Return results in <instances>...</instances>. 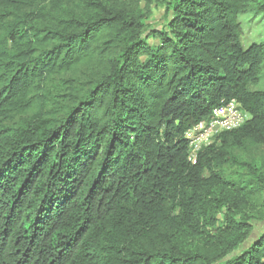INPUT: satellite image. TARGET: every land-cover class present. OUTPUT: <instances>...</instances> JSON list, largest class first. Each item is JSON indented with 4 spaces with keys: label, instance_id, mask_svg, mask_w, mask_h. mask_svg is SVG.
Masks as SVG:
<instances>
[{
    "label": "trees",
    "instance_id": "obj_1",
    "mask_svg": "<svg viewBox=\"0 0 264 264\" xmlns=\"http://www.w3.org/2000/svg\"><path fill=\"white\" fill-rule=\"evenodd\" d=\"M138 1L0 0V264H264V154H233L264 149L238 22L264 0ZM232 99L249 119L191 165Z\"/></svg>",
    "mask_w": 264,
    "mask_h": 264
},
{
    "label": "rangeland",
    "instance_id": "obj_2",
    "mask_svg": "<svg viewBox=\"0 0 264 264\" xmlns=\"http://www.w3.org/2000/svg\"><path fill=\"white\" fill-rule=\"evenodd\" d=\"M133 3L135 8H138V0H129ZM142 16L145 20L155 16L159 18V14L156 13L155 8L150 5L148 9L142 7ZM238 22L241 27V47L243 50H247L252 45H264V15L258 13H245L238 17ZM250 91H264V65L261 67L259 73V80L256 85L249 87ZM233 154L241 163L249 164L250 166H255L260 162L261 157L264 154V149L261 146L257 147H245L244 149L233 150ZM226 177L230 179H237L240 176L249 180L248 172L237 166H227L225 169ZM260 216L264 217V209L262 210ZM264 230V218L258 219L255 222V229L252 234V238L257 237V235Z\"/></svg>",
    "mask_w": 264,
    "mask_h": 264
},
{
    "label": "built area",
    "instance_id": "obj_3",
    "mask_svg": "<svg viewBox=\"0 0 264 264\" xmlns=\"http://www.w3.org/2000/svg\"><path fill=\"white\" fill-rule=\"evenodd\" d=\"M248 119V114L236 100L222 102L212 110L207 120L197 123L185 132L187 162L195 165L202 150L212 146L221 134L239 129Z\"/></svg>",
    "mask_w": 264,
    "mask_h": 264
}]
</instances>
